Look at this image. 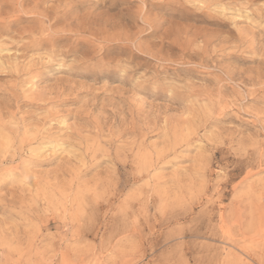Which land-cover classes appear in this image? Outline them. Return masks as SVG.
I'll list each match as a JSON object with an SVG mask.
<instances>
[{"label": "rangeland", "instance_id": "374dc122", "mask_svg": "<svg viewBox=\"0 0 264 264\" xmlns=\"http://www.w3.org/2000/svg\"><path fill=\"white\" fill-rule=\"evenodd\" d=\"M0 264H264V0H0Z\"/></svg>", "mask_w": 264, "mask_h": 264}]
</instances>
